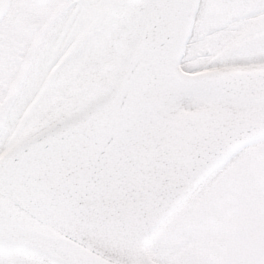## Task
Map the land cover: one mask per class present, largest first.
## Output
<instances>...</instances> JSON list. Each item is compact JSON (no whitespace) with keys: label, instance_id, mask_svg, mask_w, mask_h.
<instances>
[{"label":"snow or ice","instance_id":"6c2138e0","mask_svg":"<svg viewBox=\"0 0 264 264\" xmlns=\"http://www.w3.org/2000/svg\"><path fill=\"white\" fill-rule=\"evenodd\" d=\"M0 264H264V0H0Z\"/></svg>","mask_w":264,"mask_h":264}]
</instances>
